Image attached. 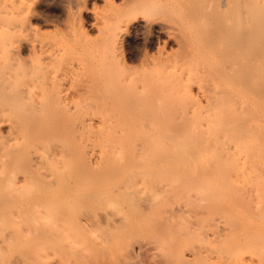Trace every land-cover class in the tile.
I'll list each match as a JSON object with an SVG mask.
<instances>
[{
	"label": "bare ground",
	"instance_id": "6f19581e",
	"mask_svg": "<svg viewBox=\"0 0 264 264\" xmlns=\"http://www.w3.org/2000/svg\"><path fill=\"white\" fill-rule=\"evenodd\" d=\"M87 2L0 0V146L15 144L14 152L24 153L27 149L24 151L22 147L21 150L22 144H142L145 152L149 150L157 159L170 163H196L200 172L196 176L198 186L194 189L202 194L207 206L233 212L245 209L262 212L255 218H259L257 221L260 222L254 219L251 225L242 223L241 216L233 217L227 234L233 237L235 246L238 244V248H242L237 250L240 252L237 256L263 255L258 264H264V0H201V5L197 2L199 7L194 6L199 10L194 7L191 10H196L200 19L192 20L197 25L201 23L200 30L193 27V32L189 31L192 34L186 32L188 36L185 35L180 42L181 48L182 44L184 46L183 53L177 57L160 56L161 60L152 62V69L150 66L146 67V72L139 69L138 75H131L132 71L126 67L131 75L129 81L119 78L121 72H118V77L115 75L116 80L112 78L118 64L116 56L121 53H117L120 51L117 50L120 48H117L118 44L121 39L127 38L126 30L130 32L155 26L152 18L140 20L138 15H145L151 4L156 3L153 0H125L127 9L122 10V14L119 11L111 15L110 11L111 17L98 18L94 23L100 34L97 35L98 42L97 37L96 41L92 39L85 25L84 6ZM166 8L170 9L166 5L165 12ZM96 13L94 11V16ZM194 21L189 18V22ZM59 23L63 26H60L62 30L57 29ZM49 27L60 30V37L53 36L52 39L54 32L50 31V36L46 34L52 40L39 41L37 38L36 41L38 36L34 32ZM102 59L104 64L99 69L96 63ZM72 64L82 71L91 64L87 70L92 67L93 72L104 73L96 77L93 72L88 74L85 71L99 82L104 76L102 83L105 88H101L105 89V94L101 96L110 97L111 102L105 100L110 104L116 103L117 112H111L113 105L108 109L110 105L102 100L105 102L103 105H108L105 107L108 111L104 109L107 112L93 116L89 120L91 122L72 123L82 124V128L63 127L67 124L64 118L58 120L51 117V120L47 117L49 113L45 111L50 107V101L64 97V88H60L62 84H57L60 81L57 77L60 76L55 77V68L59 71L61 67L60 71H63V67L73 68ZM120 64L122 66L123 63ZM79 68L64 72H72V79L75 71L79 74ZM120 70L124 71L125 66ZM143 71L145 73L141 75ZM106 72H112L111 76ZM63 73L61 76H68ZM82 75L87 76L86 73ZM125 75L128 74L125 72ZM90 76L87 77L92 82ZM81 79L84 80V77ZM225 81L232 83L226 86ZM249 83L256 86L250 87ZM50 84H54L53 87L51 85L50 88ZM81 90L86 92V89ZM81 92L76 93L79 95ZM248 97H251L250 101ZM93 122L100 127L87 130L86 125ZM22 153L18 154L20 158ZM39 154L34 158H41ZM104 154L101 157H107ZM10 156L7 160L13 158ZM25 156L24 153V159ZM2 158L6 161L5 157ZM217 162L229 164V170L226 172L223 166L218 167ZM186 189L189 192L194 190L190 187ZM179 242L176 245L179 246Z\"/></svg>",
	"mask_w": 264,
	"mask_h": 264
},
{
	"label": "rangeland",
	"instance_id": "374dc122",
	"mask_svg": "<svg viewBox=\"0 0 264 264\" xmlns=\"http://www.w3.org/2000/svg\"><path fill=\"white\" fill-rule=\"evenodd\" d=\"M124 1L89 0L87 2L86 0L85 25L93 36L89 35L90 38L100 36L94 24L98 18L111 17L108 13L110 11L111 15L120 12L122 14V10L127 9ZM200 1L153 0L156 4H151L150 13L146 12L148 15L141 13L138 19L150 17L149 19L152 18L155 22V26L133 29L130 32L126 30L127 38L121 39L120 42L123 44L119 42L121 45L118 44L117 47H120L117 53L121 52L117 54L118 57L116 56L119 66L115 63L117 68L121 66L120 62L123 63L121 68L125 66L126 71L114 67L115 74L112 78L116 80L115 78L119 76L118 72H121L119 78H125L126 81L128 77L140 73V70H145L146 67L152 69V62L161 60L160 56H180L184 47L182 44L181 48L180 44L182 38L185 35L187 37L188 33L192 34L189 31L193 27L200 28L201 23L198 26L195 22L200 19L199 13L191 10L193 7L199 10L195 6L199 7ZM197 2L200 4L196 5ZM166 5L170 9L166 8L168 11L165 12ZM153 6L160 14L154 12ZM162 7L164 10L161 11ZM94 11L98 12L96 16L93 14ZM107 14L108 16H105ZM188 17L190 21H194L192 19L195 21L189 22ZM61 24L57 29L65 25ZM54 27L34 32V35L38 36L36 41L37 38L39 41H47L54 39L53 36L60 37L61 31L53 30ZM50 31L55 34H52V39L49 37L51 34H48ZM94 40L96 41V38ZM97 41L99 42V39ZM104 59L96 63L99 69L103 66ZM73 64L70 66L76 67ZM90 65L82 68L83 71L77 66L79 74L75 71L76 78L72 76V79L76 80L71 79L72 72L68 71L78 70L77 68L73 70L72 67L68 66L69 69H66L62 66L64 69L61 70L62 73L68 70V73L64 72L68 76L63 73L65 77L61 76V67L59 71L55 68V77L60 76L57 80L63 81L57 83L56 80V83L62 84L60 88L62 87V90L64 88L62 93L64 97L58 98L59 101L58 99L50 101V107L45 111L49 113L47 115L49 119L64 118L67 124L63 127L82 128V124L73 125L75 121L77 124L83 121L91 122L89 120L93 116L102 115L107 110L105 108L108 107L107 104L110 105L108 109L112 107L111 104L113 105L114 109L113 111L110 109L111 112L119 110L116 109V103H108L111 102L110 97L101 96L105 94V89L101 88L104 86L102 83L104 76L100 83L93 75L101 77L104 73L100 75L101 71L98 68L99 73L93 72L92 67L95 68L93 63L91 70H87L90 69ZM85 71L94 74L90 76ZM125 72L128 75H125ZM145 72H141V75ZM83 73L90 76L92 82L90 78L82 75ZM106 74L110 77L112 72ZM81 75L84 80L81 79ZM62 77L67 80H63ZM85 79L88 82H85ZM110 80L112 81L111 78ZM226 83V86H230L229 83L232 82ZM249 84L250 87L256 86L254 83ZM51 85L53 87L54 84H50V88ZM81 88L86 89V92L89 90V95L85 90L81 92ZM102 89L103 91H100ZM69 91L73 94L71 95ZM79 91L81 93L78 95L76 92ZM107 93L106 91V95H109ZM67 97L71 99L66 100ZM248 98L250 101L251 97ZM102 100L107 104L103 105L105 102ZM248 105L250 107V104ZM252 109L253 107L251 108L253 115ZM96 123L86 125V129H98L100 124ZM14 145L0 146L3 148L0 156L6 158L4 161L5 159L0 157V171L2 170L0 172V264H258L260 257L263 258V255L239 257L242 248H238V244L236 247L233 237L227 234L233 217L241 216L242 223L251 225V221L262 212L257 213L248 209L233 212L230 209L207 206L202 194L195 192L194 189L198 186L196 176H199L200 172V169L196 168V163H170L164 159H157L149 150L145 152L142 144H22L21 150L27 149L24 152L25 159L23 151L14 152ZM36 148L38 149L35 150ZM101 151L103 154L106 153L105 159L101 157L103 155ZM142 151L145 153L143 154ZM20 153L23 155L22 158L19 156ZM36 154L42 159L34 158ZM8 156L13 158H9L8 161ZM7 162L10 164L6 165ZM217 165L223 166L226 172L229 170V164L217 162ZM193 180V184L196 185L191 183ZM189 187L194 190L187 191L186 188ZM257 220L259 218L255 221L260 222ZM178 241H181L179 246L176 245ZM177 253L183 254L177 257Z\"/></svg>",
	"mask_w": 264,
	"mask_h": 264
}]
</instances>
